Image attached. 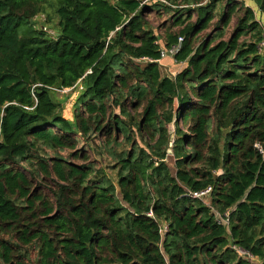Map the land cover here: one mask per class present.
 Wrapping results in <instances>:
<instances>
[{"label": "trees", "instance_id": "obj_1", "mask_svg": "<svg viewBox=\"0 0 264 264\" xmlns=\"http://www.w3.org/2000/svg\"><path fill=\"white\" fill-rule=\"evenodd\" d=\"M167 1L0 0V264H264V0Z\"/></svg>", "mask_w": 264, "mask_h": 264}, {"label": "rangeland", "instance_id": "obj_2", "mask_svg": "<svg viewBox=\"0 0 264 264\" xmlns=\"http://www.w3.org/2000/svg\"><path fill=\"white\" fill-rule=\"evenodd\" d=\"M146 2L148 4H154V3H161V4H165L167 6L170 5L169 1L164 0L165 3L159 2V0H142V2ZM181 0H178V3ZM208 2L206 0H203L201 4L198 5H194L191 6V8L193 7H197V6H205ZM246 6L248 5L249 7H251L253 9V11L255 12L256 18H258V8L254 5H251L249 2L245 3ZM171 6V5H170ZM46 10L52 15V23L48 24V25H43L45 28H43L49 35H53L54 34V29L55 26L57 24L56 18L53 16L51 9L46 5ZM222 12V5H218L215 9V18L212 21V25L209 28V30H207L206 32L202 33L200 35V37H203L204 35L208 34L211 29L214 27L215 23L219 20V17L221 15ZM162 19L159 20L157 17H155V15L153 13H151L149 15V17L147 18L148 23H149V27L153 30V32L156 35H159L161 32L160 31H164L165 30V24L167 25L166 27H168V22H166L165 20H167L168 15H162ZM35 20L37 22H44L45 18L44 15H40L37 16V18H35ZM196 20V16L192 17V22H194ZM236 23V18L233 17L232 21L230 22L227 30H226V37L225 39H228V37L230 36L232 29L234 27ZM39 25V24H38ZM161 26V28H160ZM175 30V29H174ZM177 30V28H176ZM173 57H167L164 58L160 63V72L163 76H168L171 78H174L176 76V74H178L183 68H184V64H179L176 63L175 60L173 59ZM82 90V88L80 86H77L75 89H63V90H58L55 92L54 98L55 100L59 103L60 106V112L62 114V117L64 119H67L68 121H72L73 120V112H74V107L76 105L77 102V98L79 96L80 91ZM177 107V100L175 99L174 101V108ZM169 132L170 134H172L174 136V126L171 123L168 126ZM38 149V153L41 156H48L50 154V151H48V149L46 148V146L40 144L37 146ZM169 157L172 156V154L168 155ZM166 163L168 164V166L170 168L173 169L174 165L172 160H170V158H168L166 160ZM110 178L114 181V175H111ZM205 202L210 203V200H208V198L205 200Z\"/></svg>", "mask_w": 264, "mask_h": 264}, {"label": "built area", "instance_id": "obj_3", "mask_svg": "<svg viewBox=\"0 0 264 264\" xmlns=\"http://www.w3.org/2000/svg\"><path fill=\"white\" fill-rule=\"evenodd\" d=\"M160 2L162 3H165L164 0H159ZM207 2L209 0H206ZM143 3H146V2H143ZM181 43H182V38H178L177 39V42L175 44H173L172 46H170L169 48H160L159 50V59L153 61L151 59H147V58H141L140 60H138V62H141V63H144V62H156V63H160L164 58H167V57H173L175 54H177V52L179 51L180 49V46H181ZM258 51L259 53H263L264 52V30H263V34H262V40L261 42L259 43L258 45ZM255 148H257L261 153H264V151L259 147V145H254ZM210 192H211V188H207L203 191H200V192H196V193H190V196L194 199H198L200 200L206 207L210 208V211L212 214H214L217 222L219 224H222L225 226L227 232H228V216H229V211H227L223 216H221L215 209H213L211 206H210V203H207L205 202V200L208 198L209 200V195H210ZM231 211V210H230ZM148 216L152 217V214L149 213ZM167 230V227L165 225V223H160L159 225V232L161 235H164V233L166 232ZM233 249H235L240 255H245L246 253L239 249V248H235L233 247Z\"/></svg>", "mask_w": 264, "mask_h": 264}, {"label": "water", "instance_id": "obj_4", "mask_svg": "<svg viewBox=\"0 0 264 264\" xmlns=\"http://www.w3.org/2000/svg\"><path fill=\"white\" fill-rule=\"evenodd\" d=\"M56 36H58V34H56ZM173 138L174 136L171 134L169 137L170 143H169V148L167 149V155L172 154L171 148H172Z\"/></svg>", "mask_w": 264, "mask_h": 264}]
</instances>
